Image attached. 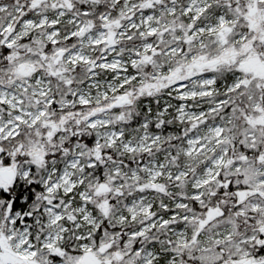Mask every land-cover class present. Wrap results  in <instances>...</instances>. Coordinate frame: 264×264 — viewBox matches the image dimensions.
Wrapping results in <instances>:
<instances>
[{"label": "snow or ice", "instance_id": "1", "mask_svg": "<svg viewBox=\"0 0 264 264\" xmlns=\"http://www.w3.org/2000/svg\"><path fill=\"white\" fill-rule=\"evenodd\" d=\"M0 264H264V0H0Z\"/></svg>", "mask_w": 264, "mask_h": 264}]
</instances>
